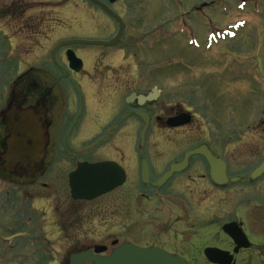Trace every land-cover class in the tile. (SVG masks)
I'll return each mask as SVG.
<instances>
[{"label":"rangeland","instance_id":"obj_1","mask_svg":"<svg viewBox=\"0 0 264 264\" xmlns=\"http://www.w3.org/2000/svg\"><path fill=\"white\" fill-rule=\"evenodd\" d=\"M120 6L131 37L145 35L146 39L139 46L132 42L126 51L104 48L106 56L100 59L142 61L141 75H145L147 86L159 85L163 89L159 104L164 106L165 115L176 110H189L182 113L195 115L178 129L165 124L162 131L152 128L148 132L151 164L158 170L153 181L192 143H264V130L259 128L260 118H264V0H119L117 8ZM17 8L25 9L27 14H12ZM97 14V7L88 0H0V55L9 58L12 51L23 63H35L47 57L61 40L96 36L99 30L92 31L97 27ZM101 17L106 29L115 27ZM22 19L35 21L36 35L33 42L27 43L32 57H28L27 46L21 49L27 37L18 34ZM10 43L16 51L9 48ZM96 49L86 50L94 53ZM153 66L163 70L152 73L149 68ZM5 67L8 74L10 67ZM138 128L134 143L139 142ZM244 155L242 164H230L233 172H250L264 158L263 145L259 151H245ZM140 166V159L132 161L126 184L93 201L54 195L53 213L57 216L48 208L43 220L45 204L34 203L36 219H42L34 227L14 228L10 221L16 219L15 212L0 211V236H9L5 245L0 244V264H67L69 254L79 249L106 245V253H110L126 241L167 247L173 252L203 248L205 239L199 238L200 230L212 220H221L222 205L221 192L198 178L197 174L207 168L204 159H194L185 173L160 188L143 183ZM259 185L251 187L248 194L238 187V201L236 196L229 198V210L252 200L249 194L257 198L256 202L263 200L259 196L264 195V189L258 191ZM13 187L0 181V194ZM211 193L214 206L210 219L207 211ZM256 202L249 201L245 206L249 208ZM79 218L77 234V227L72 229L71 225H76ZM3 222L10 227L2 228ZM18 231L23 234L15 236ZM32 235L36 237V247H48L36 257L30 255L32 249L23 239ZM72 235L74 241L70 240ZM15 241L21 249L12 257L17 250L8 246Z\"/></svg>","mask_w":264,"mask_h":264},{"label":"flooded vegetation","instance_id":"obj_2","mask_svg":"<svg viewBox=\"0 0 264 264\" xmlns=\"http://www.w3.org/2000/svg\"><path fill=\"white\" fill-rule=\"evenodd\" d=\"M101 1L108 4L125 22L124 32L116 45L77 44V46L74 45L75 48L74 46H65L58 50L57 61H55L52 51L59 41L47 57L40 58L35 63L30 60L23 63L21 57L19 59L12 51L9 58H5L4 54L0 55V181L11 183L14 186L12 190L0 194V211L3 213L15 212L16 219L10 221L14 224V228L15 225L22 228L34 227L36 222L39 223L46 218L48 208H51L52 214L57 216V213H53L55 210L52 204L54 195L69 196L73 201H87L72 197L71 175L83 163L116 162L124 169L128 179L129 172L132 170V161L140 159L141 166L138 171H140L142 180V162L146 160L150 168L151 179L147 184L154 186L153 175L158 170L157 165L151 164L149 155L151 151H148L149 146L146 143L148 132L152 128H160L159 131H162V125L163 127L168 126V119L177 117L182 112H189V110H176L165 115L164 106L159 104V99L163 96V89L159 85L147 86L145 75H141L144 67L142 61L100 59L106 56L104 48H117L119 51H126L131 47L132 42L139 46L138 44L146 39L145 35H142L141 38H133L128 33L127 20L121 13V6L117 8L119 0L113 4H109L108 0ZM31 3L29 2L26 9L31 8ZM95 6L98 14L94 23L97 27L92 33H96L97 30L99 32L95 34L96 36L77 38L111 41L118 33L119 23L100 6ZM24 10L20 11V8H17L12 14L21 17L23 12V16H25L27 11ZM101 16L108 19L115 27L110 30L106 29L102 25ZM29 18L33 20L31 17ZM140 23L138 24L140 25ZM20 28L18 34L27 36L23 39L25 43L21 49H25L27 46L29 57L32 52L27 43H31L30 41L36 35L35 21L22 19ZM86 30L90 31L91 29L87 28ZM11 45L12 43L8 45L9 48L12 47L11 50L16 51V47L14 49ZM76 47H81L83 50L79 52ZM89 47L97 49L94 53H89L86 50ZM70 48L83 60L79 70L70 66L67 57V50ZM10 58H15L19 62L13 63L9 60ZM6 65L10 67L8 71L10 76L5 73ZM162 68L153 66L149 69H152V73H158L163 70ZM141 70L142 72H140ZM151 94L152 100L140 104V95L149 96ZM142 112L147 113L150 117L144 143H141L140 138L141 131L145 126ZM191 115L193 120L195 115L193 113ZM259 124V128L264 130L263 117L260 118ZM138 127L140 128L139 142L134 143L136 137L134 131ZM178 127H174V129H178ZM12 143L13 146L15 145L13 154H11L10 148ZM36 143H40V149L34 147ZM201 145H207L216 156L226 162L229 181L224 185L216 184L211 177L207 160L200 154L191 156L189 166L182 172L174 174L172 178L185 173L194 159H204L207 168L197 175L213 189H218L221 192L219 198L222 203L221 220L214 222L212 220L204 230H200L199 238L205 239V245L193 252L188 251L187 248L185 253L173 252L167 247L154 246L179 254L186 258L190 264H264V195L259 196L263 200L256 202L257 198L254 199L249 194L248 196L252 200L247 199L246 203L253 201L256 202L254 205L247 208L246 203L236 204L233 209L229 210L230 199L236 196L235 201H238V193H235L238 187L242 188L238 190L246 191L248 194V191L256 189L260 183L257 190L263 191L264 173L256 179L251 178V174L263 162L264 158L250 172L246 173L233 172L230 164H242L246 158L245 151H259L262 145L264 148V143L234 142L220 143V145L217 143L216 146H213V143H192L189 149ZM189 149L183 153L181 158L173 159L172 163L181 161ZM119 188L121 187L109 193ZM212 188L211 190H213ZM208 199L207 214L209 213L208 216L211 219L214 206L212 193ZM39 201L44 203L46 208V211H43L41 215V220L36 219L37 206L34 204L40 203ZM24 216L25 219H23ZM79 220L80 218L77 219L76 225H71L72 229L73 226L77 227V234L80 233ZM8 226L6 222L1 225L2 228H9L10 226ZM14 234L19 236L23 233L18 231ZM7 238L9 239V236L1 235L0 244L5 245L8 241ZM71 238H75V236H70V240L74 241L75 239ZM23 239L28 242L29 249H32L30 255H34V257L42 253L43 249H48L47 246L36 247L34 235L23 237ZM45 239L47 238L45 237ZM67 240L69 241L68 237ZM17 243L15 241L14 244L8 246L10 249L17 250L11 253L12 257L21 249ZM9 248L7 249L9 250ZM207 249H211L209 253H206ZM189 252L191 253L189 254Z\"/></svg>","mask_w":264,"mask_h":264},{"label":"water","instance_id":"obj_3","mask_svg":"<svg viewBox=\"0 0 264 264\" xmlns=\"http://www.w3.org/2000/svg\"><path fill=\"white\" fill-rule=\"evenodd\" d=\"M100 6L107 14L119 23L117 35L111 41L87 40V39H71L60 42L53 50V57L57 51L64 45L86 44V45H115L119 42L124 29L125 23L122 18L114 12L106 3L101 0H89ZM114 3L116 0H109ZM70 66L79 70L82 66V59L76 53L69 49L67 51ZM152 94L149 96H139L140 104L147 100H152ZM144 118L145 126L141 131V143L146 139L147 129L150 123V117L147 113H141ZM191 116L182 113L177 117L168 119L167 124L171 127L180 126L189 123ZM15 145L11 147V154ZM202 155L206 158L213 181L218 185H223L229 181L227 176L226 162L217 157L207 145H201L195 149L187 151L181 161L173 162L169 169L156 182L155 186L164 185L175 173L185 170L190 163V157L193 155ZM264 173V160L252 172L251 178L255 179ZM142 179L145 183L150 181V168L146 160L142 162ZM126 181V173L124 169L116 162L105 161L95 164H80L78 170L71 175L72 197L75 199L92 200L103 194H106ZM108 250L106 245H96L94 249H82L72 253L69 257V264H189L183 256L173 254L165 249L155 246H139L132 242H123L119 246L112 249L110 254H104ZM211 249H207L206 253Z\"/></svg>","mask_w":264,"mask_h":264},{"label":"bare ground","instance_id":"obj_4","mask_svg":"<svg viewBox=\"0 0 264 264\" xmlns=\"http://www.w3.org/2000/svg\"><path fill=\"white\" fill-rule=\"evenodd\" d=\"M13 146V143L11 144V146H10V148ZM34 147L36 148V149H40V143H36V145H34Z\"/></svg>","mask_w":264,"mask_h":264}]
</instances>
